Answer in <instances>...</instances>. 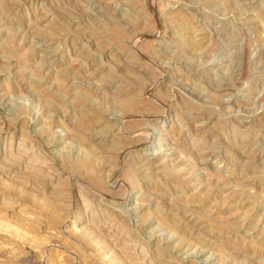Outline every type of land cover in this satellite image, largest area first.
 Returning a JSON list of instances; mask_svg holds the SVG:
<instances>
[{"label":"rangeland","instance_id":"374dc122","mask_svg":"<svg viewBox=\"0 0 264 264\" xmlns=\"http://www.w3.org/2000/svg\"><path fill=\"white\" fill-rule=\"evenodd\" d=\"M0 264H264V0H0Z\"/></svg>","mask_w":264,"mask_h":264}]
</instances>
